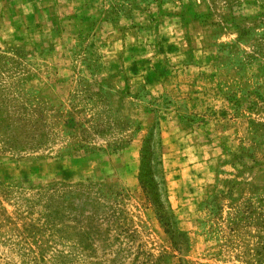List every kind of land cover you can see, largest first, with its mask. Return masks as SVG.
<instances>
[{
    "label": "rangeland",
    "instance_id": "rangeland-1",
    "mask_svg": "<svg viewBox=\"0 0 264 264\" xmlns=\"http://www.w3.org/2000/svg\"><path fill=\"white\" fill-rule=\"evenodd\" d=\"M0 264H264V0H0Z\"/></svg>",
    "mask_w": 264,
    "mask_h": 264
},
{
    "label": "trees",
    "instance_id": "trees-1",
    "mask_svg": "<svg viewBox=\"0 0 264 264\" xmlns=\"http://www.w3.org/2000/svg\"><path fill=\"white\" fill-rule=\"evenodd\" d=\"M153 142V140H152ZM140 162H141V168L143 165L147 164V159L145 158V152H144V146L142 145L141 150H140Z\"/></svg>",
    "mask_w": 264,
    "mask_h": 264
}]
</instances>
